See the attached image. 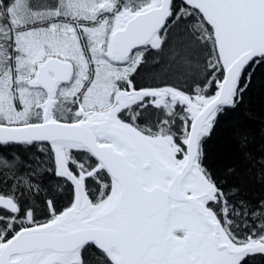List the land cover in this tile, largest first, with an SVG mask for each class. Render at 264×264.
<instances>
[{"label": "snow or ice", "instance_id": "obj_1", "mask_svg": "<svg viewBox=\"0 0 264 264\" xmlns=\"http://www.w3.org/2000/svg\"><path fill=\"white\" fill-rule=\"evenodd\" d=\"M254 96L264 0H0V264H264Z\"/></svg>", "mask_w": 264, "mask_h": 264}, {"label": "trees", "instance_id": "obj_2", "mask_svg": "<svg viewBox=\"0 0 264 264\" xmlns=\"http://www.w3.org/2000/svg\"><path fill=\"white\" fill-rule=\"evenodd\" d=\"M236 120L244 123L253 135L260 139L264 135V112L260 107V102L257 97H253L251 104H247L236 115ZM230 133L228 131H221L209 143L210 154L215 158L218 155L228 154L233 151V146L229 139ZM256 264H261V258H256Z\"/></svg>", "mask_w": 264, "mask_h": 264}]
</instances>
